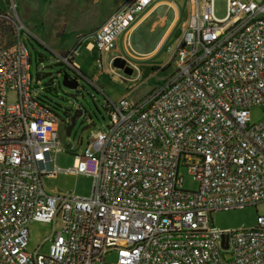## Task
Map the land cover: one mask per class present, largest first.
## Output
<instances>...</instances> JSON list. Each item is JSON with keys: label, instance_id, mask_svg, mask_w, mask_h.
Masks as SVG:
<instances>
[{"label": "built area", "instance_id": "obj_1", "mask_svg": "<svg viewBox=\"0 0 264 264\" xmlns=\"http://www.w3.org/2000/svg\"><path fill=\"white\" fill-rule=\"evenodd\" d=\"M159 1L126 0L91 46L109 53ZM187 2L173 71L141 97L108 101V124L68 169L48 168L69 145L58 139L64 121L33 92L28 48H0V264H264V0H226L222 18L213 0ZM180 167L196 189L183 188ZM57 173L90 177L89 195L46 191L42 176ZM257 204L251 227L210 221ZM35 220L59 223L45 254L27 250Z\"/></svg>", "mask_w": 264, "mask_h": 264}, {"label": "rangeland", "instance_id": "obj_2", "mask_svg": "<svg viewBox=\"0 0 264 264\" xmlns=\"http://www.w3.org/2000/svg\"><path fill=\"white\" fill-rule=\"evenodd\" d=\"M121 1L0 0V48L13 44L17 39L24 42L30 54L33 92L55 110L64 124L68 123L70 110L77 107L83 109L70 135H65L63 123L60 125V147H69L56 155L51 154L49 169L53 165L59 169L71 168L74 155L81 151L93 134L108 124V101L123 95L130 99L141 97L174 69L172 56L188 17L187 0H170L171 4L159 5L128 35L121 32L112 51L99 53L91 46V36ZM213 8L214 15L222 18L226 14V0H213ZM146 9H140L137 16ZM64 54L77 63V70L83 74L76 78L78 86L75 89L62 84L64 69L73 74L65 63H58L59 55ZM116 57L120 62L114 65ZM13 98V93L9 92L7 100ZM250 115L252 120H256L261 111L254 108ZM179 171L183 176V188L196 189L197 183L185 168L180 167ZM41 182L50 193L88 196L91 178L58 173L42 176ZM262 210L261 204L217 210L211 213L210 221L219 229L248 228L255 224L256 215ZM58 227V221L31 222L28 225L27 250L47 253L48 236L52 229ZM107 259L113 260V255Z\"/></svg>", "mask_w": 264, "mask_h": 264}, {"label": "water", "instance_id": "obj_3", "mask_svg": "<svg viewBox=\"0 0 264 264\" xmlns=\"http://www.w3.org/2000/svg\"><path fill=\"white\" fill-rule=\"evenodd\" d=\"M118 62H120V60L118 59V57H116L113 60V63H114V65H116V64H118ZM62 84L69 87V88H73V89L77 88V86H78L77 80L74 78H70L65 71L62 72ZM82 114H83V109L81 107H77L76 109L72 110V113L68 118V124L66 125V127L64 129L65 135H70L76 118L78 116H81Z\"/></svg>", "mask_w": 264, "mask_h": 264}, {"label": "crops", "instance_id": "obj_4", "mask_svg": "<svg viewBox=\"0 0 264 264\" xmlns=\"http://www.w3.org/2000/svg\"><path fill=\"white\" fill-rule=\"evenodd\" d=\"M126 0H122L120 3H119V5L115 8V9H117L120 5H122L124 2H125ZM171 4V1L170 0H160L158 3H156V4H154L151 8H149L148 10L146 9L145 10V12L142 14V15H140V16H138V18H137V21L133 24V26L131 27V29L128 31V32H130L131 30H133V28L137 25V24H139L145 17H147V15H149L150 13H152V11L155 9V8H157L159 5H161V4ZM114 9V10H115ZM111 14V13H110ZM109 14V15H110ZM108 17V16H107ZM107 17L105 18V20L107 19ZM176 18H177V16H176ZM176 18L174 19V21H173V23L175 22V20H176ZM104 20V21H105ZM103 21V22H104ZM173 23H172V25H173ZM171 25V26H172ZM128 35V34H127ZM165 40V39H164ZM58 174V173H57ZM52 193V192H51ZM56 194V193H55Z\"/></svg>", "mask_w": 264, "mask_h": 264}, {"label": "trees", "instance_id": "obj_5", "mask_svg": "<svg viewBox=\"0 0 264 264\" xmlns=\"http://www.w3.org/2000/svg\"><path fill=\"white\" fill-rule=\"evenodd\" d=\"M23 43H24V42H23ZM64 55H65V54H64ZM64 55H62V56H64ZM69 60L71 61V59H69ZM61 62H62V61L60 60V62H58V63H59V64H62ZM63 63H64V62H63ZM63 71H65V72L67 73L68 76H69V75H73L75 78L79 77L80 75L83 76V74H82L80 71H78V73H76V72H74V70H72L73 74H70V73H69L70 71L68 72V70H66V69H64ZM63 71H62V72H63ZM106 105H107V104H106ZM70 113H71V112H69L68 115H67L68 118H69V116L71 115Z\"/></svg>", "mask_w": 264, "mask_h": 264}, {"label": "flooded vegetation", "instance_id": "obj_6", "mask_svg": "<svg viewBox=\"0 0 264 264\" xmlns=\"http://www.w3.org/2000/svg\"><path fill=\"white\" fill-rule=\"evenodd\" d=\"M70 112L72 113V111H70ZM71 113H70V114H71Z\"/></svg>", "mask_w": 264, "mask_h": 264}]
</instances>
